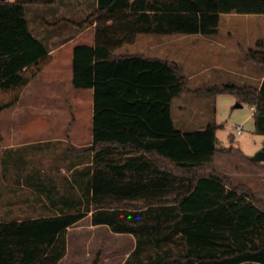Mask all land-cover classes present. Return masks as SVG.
<instances>
[{
    "label": "trees",
    "instance_id": "16d2710c",
    "mask_svg": "<svg viewBox=\"0 0 264 264\" xmlns=\"http://www.w3.org/2000/svg\"><path fill=\"white\" fill-rule=\"evenodd\" d=\"M56 0H0V111L52 60L31 32L27 5ZM78 23L97 21L95 45L73 49L72 83L94 88L92 223L131 233L135 246L122 264H264V200L232 173L264 167L238 147L216 145V125L177 130L171 102L188 91L176 62L142 54H116L140 32H217L221 14H264V0H99ZM246 56L264 67V51ZM234 93L254 108L264 134V77L259 86L220 83L193 90ZM134 109L140 117L118 115ZM1 139V137H0ZM123 148L115 157V148ZM85 212L0 221V264H57L65 231Z\"/></svg>",
    "mask_w": 264,
    "mask_h": 264
},
{
    "label": "rangeland",
    "instance_id": "374dc122",
    "mask_svg": "<svg viewBox=\"0 0 264 264\" xmlns=\"http://www.w3.org/2000/svg\"><path fill=\"white\" fill-rule=\"evenodd\" d=\"M42 6L50 5L34 4L28 7ZM72 18L75 21H80L84 17ZM90 24L87 23L79 28ZM31 29L37 32L35 25H32ZM149 37L140 38V43L152 44L154 48L171 45V43L182 45V48L178 47V54L183 63H178V65L185 75L189 90L176 97L181 98L179 103L184 105L183 112L176 116V119L183 131L201 129L208 123L215 124L218 147L232 145L238 147L249 157L264 146V134L255 131L254 110L250 104L241 102V106H235L238 101L237 97L230 92L213 95L208 92L193 91L206 85L220 83L258 85L259 79L253 77L261 76L264 67L250 61L246 56V51L248 49L264 51V14L223 13L219 19L217 32L211 35L196 33L169 36L151 35ZM122 52L123 50H120V53ZM249 70L253 77L247 79L245 72ZM25 98L28 99V96ZM31 115L30 109L27 108L24 111L6 110L0 112V169L17 167L50 169V172L53 173L51 178L56 179L57 182V186L52 187L54 191H50L51 196L63 200L70 206L51 209L48 213L77 211L86 213L87 216L66 230L65 234L68 235L69 240L68 253L57 264H122L135 246L134 235L116 233L107 225L92 226L90 216H92L93 209L87 178H79L70 174L68 169L72 167L74 159L54 160L49 157L53 155L51 152L60 155L67 146L72 150H78V146L51 143L40 146V154H36L32 144L25 143L21 146L22 150L19 153H2L6 145H17L18 143L22 145V140L31 139V127H25L27 132L17 139L11 140L10 137L5 136L7 123L18 118L30 125ZM82 119L85 120V118ZM236 124H242L241 133L236 132ZM259 163L264 167V161ZM230 177L234 184L240 183L247 186L256 197L264 200V170L260 174L232 173ZM1 179L4 177H0V218L5 214L2 196L6 190L2 186ZM12 194L25 198L29 192L19 191ZM45 194L48 195V192H43V195ZM12 208L16 209L14 205ZM20 209L22 210V208ZM39 212L40 215H43L46 211L40 208ZM20 216L19 214L18 217Z\"/></svg>",
    "mask_w": 264,
    "mask_h": 264
},
{
    "label": "crops",
    "instance_id": "0c3cea01",
    "mask_svg": "<svg viewBox=\"0 0 264 264\" xmlns=\"http://www.w3.org/2000/svg\"><path fill=\"white\" fill-rule=\"evenodd\" d=\"M98 1L99 0H56L55 4L50 6H26L25 15L29 28L33 35L46 46L48 52L52 56V60L24 87L15 104L0 111H24V109L27 108L30 109L32 114L30 125H27V122L19 120L18 118L6 124V137H10L11 140L17 139L21 137L24 132H27L25 127H31V139L22 140V145L18 143V146L6 145L2 153H19L20 150H22L21 146L25 143H31L33 151L36 152V154H40L39 150L42 145H50L51 143L55 145H76L79 148L78 150H72L71 147L67 146L65 150H62L60 155L51 152L53 155L49 157L54 160L74 159L75 161H73L72 167L68 170H70V174H74L76 177L87 178L90 195L93 155L95 153V150H93L94 148H92L93 119L95 115L94 88H77L73 86L72 58L73 49L76 45H95V25L97 21L93 19V22L84 28H79L78 23L86 16L98 10ZM80 16L84 17L80 21H75L72 18ZM31 24L35 25L37 32L31 29ZM151 35L169 36L173 34L140 32L135 36L132 42L124 43L116 48L114 52L116 54H142L147 57H157L167 59L170 62L183 63L178 54V47L182 48V45H173L171 43V45H163L154 48L152 44L140 43V38H148ZM120 50H123V52L120 53ZM252 77L253 75H251L250 70L245 72V78L250 79ZM263 77L264 72L261 76L255 75L253 77L259 79L257 86L260 85ZM27 96L28 99L25 98ZM180 99L181 98H174L172 100L170 112L175 128L183 132L176 119V116H179V114L183 112L184 105L179 103ZM252 109L254 110L253 107ZM141 110L142 111L139 112H136L138 111L137 109L130 112L117 111V113H119L118 115H131L128 117L136 116L143 118V115L147 111L144 109ZM74 116L75 119H73ZM82 118H85V120ZM122 151L123 148L121 147L115 148L113 155L115 157L123 155ZM0 177H4V179H1L3 182L2 186L6 188L4 196H2L5 204L3 209L5 214L2 215L0 221L8 222L40 216H53L61 213H74H48L51 209L70 206V204H65L63 200H58L56 197L51 196L50 191H54L52 187L57 186V182L56 179L51 178L53 177V173L50 172V169L38 167L1 168ZM56 189L57 188H55V190ZM19 191H28L29 194L25 198L12 194L13 192L17 193ZM43 192H48V195H43ZM13 205L16 207L15 210L12 208ZM20 208H22V210ZM40 208L46 211L45 214H39ZM19 214L21 215L20 217H18ZM85 216L87 215L85 214ZM91 217L92 216H90V222L92 226L98 227L107 225L93 224ZM81 219L76 222H79ZM71 226H68L66 230ZM65 241L66 249L63 258L66 257L68 253L69 240L66 234Z\"/></svg>",
    "mask_w": 264,
    "mask_h": 264
},
{
    "label": "water",
    "instance_id": "95a60500",
    "mask_svg": "<svg viewBox=\"0 0 264 264\" xmlns=\"http://www.w3.org/2000/svg\"><path fill=\"white\" fill-rule=\"evenodd\" d=\"M242 103L237 101L235 106H241ZM250 158L254 161L261 162L264 161V146L258 149L254 154L250 156Z\"/></svg>",
    "mask_w": 264,
    "mask_h": 264
},
{
    "label": "built area",
    "instance_id": "2783aa9c",
    "mask_svg": "<svg viewBox=\"0 0 264 264\" xmlns=\"http://www.w3.org/2000/svg\"><path fill=\"white\" fill-rule=\"evenodd\" d=\"M235 128H236L237 133H241L243 126H242V124H236Z\"/></svg>",
    "mask_w": 264,
    "mask_h": 264
}]
</instances>
